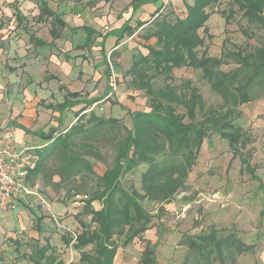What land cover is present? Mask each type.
Wrapping results in <instances>:
<instances>
[{"label":"rangeland","instance_id":"rangeland-1","mask_svg":"<svg viewBox=\"0 0 264 264\" xmlns=\"http://www.w3.org/2000/svg\"><path fill=\"white\" fill-rule=\"evenodd\" d=\"M13 2L14 0H0V127L14 128L13 122H19V117H25L32 136L34 131L47 132L51 126L60 133L86 119L90 107L101 117L117 118L123 127L106 129L105 135L98 142L103 159L91 158L95 172L102 174L112 162L113 142L117 134L123 135L124 127H131L127 110L148 111V99L142 91L128 86L123 72L120 77L109 72L108 84L106 83L105 76L101 73L99 75V70L93 65L101 58L99 50L92 47L78 49L83 42L82 30L64 29L61 37L54 40L49 48L31 43L22 31V26H16L10 16ZM227 2L224 0L208 9L213 13L206 23V30H200L204 38V45L200 50L205 48L212 56H221L237 48L250 49L263 40L262 30L248 27L241 12L234 11L236 7H230ZM35 3L38 1H16L19 9L26 14L23 15L25 22L22 25L50 40L47 34V29L50 28L48 21L34 22L35 15L32 11ZM48 3L53 8L63 5L72 14L80 12L81 17H86L85 7L89 5V2L82 0H49ZM89 7L88 11L91 13L99 11V7L95 10ZM182 8L168 6V10L181 15L185 13ZM220 10L225 11L228 16L227 24L224 16L219 13ZM245 27L252 34L250 37L246 34L248 38L241 31ZM99 32H105V29L100 27ZM122 54L117 53V57L120 55V63L125 67L131 58L128 52ZM112 57L113 54H110L109 61L114 67L116 62ZM232 67V64H226L222 69ZM173 77L176 83L184 78L190 79L208 104L221 103L220 97L212 92L199 69L177 68L173 70ZM67 90L80 91L85 100L91 97H97L98 100L85 106L82 111L77 106L66 110L58 123V114L53 115L45 106L62 100ZM238 109L240 115L232 122L246 136L248 144L245 150L249 148L252 156L249 157V152L242 154L247 161L250 160L259 179L252 178L239 157L232 155L226 139L210 133L202 142L185 187L171 202L159 208L158 203L144 201L145 208L152 214L151 226L126 245H121L120 238L113 264H142L145 239L157 241V264H191L193 261L192 264H195L186 236L195 238L211 230H216L218 237L233 234L251 248L242 252L228 249L226 253L225 250L224 263L213 252L206 264H264V95L241 104ZM177 110L181 111V108L178 107ZM32 136H25L28 145L33 140ZM144 167L140 165L134 171L126 173L123 183H132L138 188L139 174ZM57 179V176L53 178ZM36 183L34 188L27 184L28 192L25 195H28L30 201L20 200L17 203V200L16 210L14 207L9 211H2L10 214L5 215L7 221L0 236V264H29L25 259L19 258V254L28 249L24 245L15 249L10 243L14 236L21 237L23 241L28 236L39 237L41 243L48 240L61 262L77 263L79 251L74 249L70 234L73 230L80 231L81 222H88L90 217L83 210L82 195L65 193L62 187L43 185L39 179ZM90 187L91 183L88 188ZM42 200L49 204L48 208H42ZM93 206L99 209L101 204L95 201ZM51 215L59 219L62 227L52 224L49 217ZM90 248L91 246H87L85 249L90 251Z\"/></svg>","mask_w":264,"mask_h":264},{"label":"trees","instance_id":"trees-1","mask_svg":"<svg viewBox=\"0 0 264 264\" xmlns=\"http://www.w3.org/2000/svg\"><path fill=\"white\" fill-rule=\"evenodd\" d=\"M182 1L185 13L177 14L168 7L158 12V8V14L137 34L144 41L145 53L132 54L123 76L130 88L143 92L150 109L127 110L131 127L125 126V133L117 134L112 162L102 174L95 172L91 158L103 159L98 142L106 129L123 127L117 118H104L89 111L86 119L64 132L54 133V129H49L44 134L36 131L44 143L34 150L35 160L27 177L28 186L34 188L39 179L43 185L62 187L65 193L86 196L83 210L90 217L88 222H81L80 231L71 230L74 249L79 251L78 262L71 264H113L120 245L118 240L122 238L121 245H126L151 226L152 214L145 208L144 201L158 203L159 208L171 202L185 187L202 142L210 133L226 139L232 155L239 157L252 178L259 179L250 160L247 161L242 154L249 152V148L245 150L246 136L232 120L239 117L241 104L264 95V0H227L230 7H236L234 11L241 12L248 27L262 30L263 40L250 49L237 48L221 56L209 55L205 48L200 50L204 45L200 30H206V23L213 13L208 9L224 0ZM219 13L227 24L225 11ZM44 15L50 16L53 24L65 25L60 16L47 7L46 1L40 0L38 18ZM246 29L241 28V31L248 38L252 34ZM54 31L52 33L57 36ZM112 33L118 40L124 34H132L133 28L123 24ZM149 40L151 43L146 44ZM84 43H90L89 33ZM226 64L233 67L222 69ZM181 67L199 69L221 103L208 104L190 79L174 82L173 70ZM79 95V92H68L59 108L64 110L75 105L79 101H72L69 97ZM97 100L92 98L85 106ZM178 107L181 111L177 110ZM249 153L251 157L252 152ZM140 165L145 167L139 174V187L123 183L126 173ZM55 176L57 180H53ZM95 201L100 202L99 209L94 208ZM50 217L52 224L62 227L59 219ZM186 239L195 264H206L213 252L224 263L225 250L226 253L228 249L242 252L251 248L233 234L218 237L216 230L195 238L187 235ZM10 243L15 249L22 245L28 249L22 251L19 258L29 264H64L48 240L41 243L39 237L28 236L24 241L21 237L11 238ZM145 243L142 264H157V241L145 239ZM87 246H91L90 251L85 249Z\"/></svg>","mask_w":264,"mask_h":264},{"label":"crops","instance_id":"crops-1","mask_svg":"<svg viewBox=\"0 0 264 264\" xmlns=\"http://www.w3.org/2000/svg\"><path fill=\"white\" fill-rule=\"evenodd\" d=\"M16 1L17 0H14V2L12 3L13 12L12 14H10V16L13 17V21L16 22V26H22V31H24L25 35L28 37V40L39 47H51L53 45V41L58 40L61 37V33L64 29L72 31L82 30L84 32L83 42L81 45L78 46V49H87L92 47L93 49L96 48L99 50L101 58L97 59L96 63H94L93 65H95L99 70V75L101 73L105 76L103 77L106 80V83L109 78L108 76L110 75L109 72L113 73V75L117 77H120V73H122L125 69L129 67L131 61L125 67H123L120 63L119 57L123 52H128L130 58L134 52L140 51L142 53H145V48L142 45L144 41L141 40L136 34L141 31L142 28L145 27L147 23L158 14V12H161L165 7L168 6H182L184 8L182 0H82L84 2H89V5L85 7L86 17H81L80 12H77L75 14L69 13L68 11H66L65 7H63V5L58 7L55 6L53 8L51 5H49V0H44L46 1L47 7L54 11L56 14H58L60 18L65 22L64 26H60L58 24H53L50 16L44 15L43 17L38 18V14L40 12V0H37L38 3L34 4L35 8H33L32 11L33 15H35L34 22L43 23L46 20L48 21L50 28L47 29V34L49 35L50 40H47L42 38L41 36H38L36 33L31 32L26 25H22L23 22H25L23 21V17L26 14L24 11L19 9V7L16 5ZM27 2H29V0H23V3ZM89 6H91V10H95V8L99 7V11L91 13L88 11V9H90ZM158 8L160 9L159 11ZM142 22V25H138ZM123 24H127L130 28H133V33L130 35L124 34L120 39L117 40V37L114 33H112V30H117ZM100 27H102L103 29L106 27L105 32H99ZM52 30H55L54 32L57 34V36H54ZM106 32L111 33L105 35ZM87 33H89L90 43L85 45L84 42ZM38 40H40L42 43H40ZM145 43H151V41L149 40ZM119 52L120 55L117 57V53ZM110 54H113L114 57H112V59H114V61L116 62L114 64V67H112L109 61ZM74 91L79 92L80 95L75 98L69 97V99H71L72 101L78 100L79 102L71 107H67L64 110H61L59 108V105L66 98V94L68 92ZM92 98L97 97H91L85 100L80 91L67 90L64 93L62 100L53 103H48L45 107L49 109V111H51L53 115L58 114L57 120L59 123L66 110L73 109L77 106L79 107V110L81 109L82 111V108L85 107V104H87V102ZM19 119V122H13L14 128L0 127V132L8 130L13 136L14 141L18 143L25 142L27 144L25 136H32V132L27 126V118L19 117ZM24 128L27 129L28 132L25 131ZM49 129H54V133L56 132V128L53 126H51ZM47 132L43 133L47 134ZM32 137L33 140L31 141L30 145L40 146L44 143V139L39 134H37L36 131L33 132ZM27 197L28 195H25V192H21L18 197L17 203H19L20 200L30 201V199H28ZM16 209L17 207L15 206L14 210ZM7 214H10V212ZM7 214H4L0 210V236L7 221V218L5 216ZM14 238H16V236H14Z\"/></svg>","mask_w":264,"mask_h":264},{"label":"built area","instance_id":"built-area-1","mask_svg":"<svg viewBox=\"0 0 264 264\" xmlns=\"http://www.w3.org/2000/svg\"><path fill=\"white\" fill-rule=\"evenodd\" d=\"M106 29V27L104 28ZM114 89L115 86L113 85ZM92 111V107L88 109ZM39 146H30L25 142H16L8 130L0 132V210L9 211L21 192H28L27 177L35 160L34 150ZM79 196V195H78ZM85 199L86 196H80ZM42 208L49 204L42 200ZM52 217L56 219V216Z\"/></svg>","mask_w":264,"mask_h":264}]
</instances>
